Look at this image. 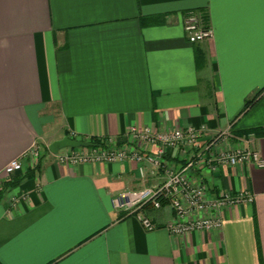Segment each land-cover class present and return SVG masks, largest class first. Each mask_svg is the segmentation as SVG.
I'll list each match as a JSON object with an SVG mask.
<instances>
[{
    "label": "crops",
    "instance_id": "crops-1",
    "mask_svg": "<svg viewBox=\"0 0 264 264\" xmlns=\"http://www.w3.org/2000/svg\"><path fill=\"white\" fill-rule=\"evenodd\" d=\"M189 13L210 40L187 41ZM203 125H231L264 159V0H0V264H264V168L193 173L212 195L253 202L224 211L220 230L172 236L168 206L144 211L158 227L147 231L112 204L161 171L61 164L48 151L64 137L129 145L133 128ZM33 144L37 167L6 176Z\"/></svg>",
    "mask_w": 264,
    "mask_h": 264
},
{
    "label": "built area",
    "instance_id": "built-area-1",
    "mask_svg": "<svg viewBox=\"0 0 264 264\" xmlns=\"http://www.w3.org/2000/svg\"><path fill=\"white\" fill-rule=\"evenodd\" d=\"M183 30L190 44L212 38L211 30L203 25L200 16L195 13H189L184 18ZM231 128L229 125L225 130L214 134H210L205 125L171 131L133 128L126 137L129 145H120L117 140H109L105 147L69 149L65 154H57V160L61 164L69 165L122 163L126 160L139 164L147 162L151 167V174L161 171L164 181L121 194L113 200V207L123 212L124 216H134L145 230L153 231L158 227L144 211L160 210L166 205L172 210L173 218L163 228L170 235L185 236L194 231L210 233L222 228L224 211L252 203L253 197L246 191L236 194L224 191L219 195H212L209 188L203 182L197 181L192 174L200 171L216 174L224 167L235 168L242 164L264 168V159L251 149L252 139L235 138ZM235 139L242 145H232L231 142ZM153 146L155 151L152 153L140 152V149ZM171 150L183 155L182 165L169 164L166 160ZM41 151L37 144H33L24 155L11 161L3 173L12 176L21 172L25 165L36 168ZM139 169L142 172L143 166Z\"/></svg>",
    "mask_w": 264,
    "mask_h": 264
},
{
    "label": "water",
    "instance_id": "water-1",
    "mask_svg": "<svg viewBox=\"0 0 264 264\" xmlns=\"http://www.w3.org/2000/svg\"><path fill=\"white\" fill-rule=\"evenodd\" d=\"M90 145L86 141L73 140L67 137L62 138L61 140L55 141L48 146V151L57 155L60 151L65 149H79V148H88Z\"/></svg>",
    "mask_w": 264,
    "mask_h": 264
},
{
    "label": "trees",
    "instance_id": "trees-1",
    "mask_svg": "<svg viewBox=\"0 0 264 264\" xmlns=\"http://www.w3.org/2000/svg\"><path fill=\"white\" fill-rule=\"evenodd\" d=\"M198 60L201 59V57L197 58ZM87 142L89 143L90 147H95V148H100V147H105V142L98 139V138H90L87 140ZM163 205H165V203H163Z\"/></svg>",
    "mask_w": 264,
    "mask_h": 264
},
{
    "label": "rangeland",
    "instance_id": "rangeland-1",
    "mask_svg": "<svg viewBox=\"0 0 264 264\" xmlns=\"http://www.w3.org/2000/svg\"><path fill=\"white\" fill-rule=\"evenodd\" d=\"M93 148H95V147H93ZM61 152L63 153V152H65V151H64V150H62Z\"/></svg>",
    "mask_w": 264,
    "mask_h": 264
}]
</instances>
